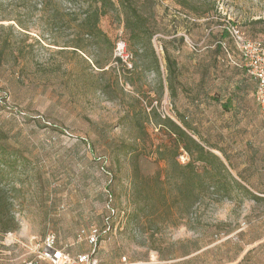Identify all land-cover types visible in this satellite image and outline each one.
<instances>
[{"label":"rangeland","instance_id":"374dc122","mask_svg":"<svg viewBox=\"0 0 264 264\" xmlns=\"http://www.w3.org/2000/svg\"><path fill=\"white\" fill-rule=\"evenodd\" d=\"M212 1L215 9L201 15ZM90 2L0 0V264L38 260L49 232L72 255L89 250L77 234L103 225L109 201L115 213L100 264H264V114L256 84L239 74L246 68L236 65L234 43L225 39L235 60L217 49L228 20L264 42V0H189L186 7L134 0L154 37L153 47L131 49V69L115 57L118 37H126L121 10L100 18L105 35H92L84 24ZM166 50L177 61L175 97L162 92ZM241 80L246 93L238 98ZM228 96L231 109H242L226 114L213 103ZM154 110L180 124L181 113L195 138L224 144L231 162L247 169V183L233 174L251 193L223 175L228 190L209 183L197 201L176 200L174 162L191 156ZM133 162L146 183L136 189ZM136 190L150 199L135 204ZM136 208L143 229L142 217L131 221ZM179 240L194 251L164 260Z\"/></svg>","mask_w":264,"mask_h":264},{"label":"trees","instance_id":"16d2710c","mask_svg":"<svg viewBox=\"0 0 264 264\" xmlns=\"http://www.w3.org/2000/svg\"><path fill=\"white\" fill-rule=\"evenodd\" d=\"M159 3L164 2L165 0H156ZM178 5L186 7L189 5V0H172ZM120 8V9H119ZM215 9V2L212 1L211 4L207 5L206 7H203L201 10V15H205L206 13L209 14L211 11ZM110 10H121L123 14V22H124V28L126 31V37L121 36L127 43V48L132 54L133 52L131 49H137L144 48V47H153V37H154V31L151 29L149 25V19L148 16H146L141 9L139 8L138 4L134 2V0H91L89 10L85 14L84 18V24L86 28L88 29V33L93 34H101L105 35L104 31L99 27V21L100 18L108 13ZM229 23H233L231 21L225 22V24L222 27V31L220 34V39H218L217 43V49L221 52H223L226 56H229V54L234 58L233 52H231L230 48L227 46V42L225 41L226 38H229L235 45V48L239 54V61H242V53L236 46L232 36L230 35L227 25ZM120 37V36H119ZM118 37V38H119ZM181 39H184V37H181ZM165 68L167 70V77L166 86L164 85L162 81V92H164V89H166L169 92V95L171 97H175L177 95V61L175 58H173L169 52L166 50L165 54ZM235 60V58H234ZM119 61H121L119 59ZM237 61V60H236ZM239 61H237L239 65ZM239 74H242V79L245 78L246 81L249 79L252 82L256 84L255 86V92L254 96L256 95L258 83L257 80H255L248 72L246 71H239ZM243 80L241 82H238L235 86L236 93L238 94V98L241 96H244L246 93V87L242 85ZM233 96H228L225 100H218L216 97H213V103L220 102L224 113L227 114V112L232 110L239 111L242 109L239 105L236 106L234 109H231V106L227 105L226 103L231 102V99ZM256 99V98H255ZM197 106V104H196ZM199 109V108H197ZM154 115L158 119H160L161 124L164 125L170 132L171 136L174 135V138H172V141L174 144H176L177 148L180 147V144L185 149V151L191 156V160L187 162L184 165H181L179 162H174L176 165V169L178 168L180 170L179 172V179L180 184L177 186L178 196H176V200L182 201L184 205H188L190 201L198 200L202 193L207 189L209 186V183L216 184L217 187L228 190V184L224 183L222 181V176L225 175L231 180V183H235L236 185L243 187L248 193H251V191L243 185L235 175H237L244 183H247L248 180V174L247 169L239 168L234 162H231L230 154L228 153L226 147L224 144H220L217 142H207L203 139L195 138V134L198 132H193L195 129L191 128V124L185 120L186 116H183L178 114L176 112V118L181 122H177L174 118L171 116H167L165 114L164 118L161 117V114L156 112L154 110ZM217 117L214 116L212 121V127L216 126L215 120ZM192 130V133L188 132V130ZM225 139V138H224ZM223 145V146H222ZM208 148H207V147ZM213 150L219 151L222 155L216 154ZM175 154H178V150L175 151ZM165 158V156H163ZM200 161V162H196ZM215 161V162H214ZM132 163V162H131ZM197 165H201V169L198 168ZM236 172L234 175L233 173ZM133 184L135 189L137 186L140 188V183L143 181V183L146 185L144 181V176L141 173L139 162H133ZM140 181V183H139ZM160 183H162L160 176L158 175L156 177V184L158 186V193L161 194V188ZM147 189V186L144 187ZM111 195V194H110ZM134 203L138 205L139 201H147L150 199V196L148 192L146 191L144 194L139 192V190H136V192L133 194ZM164 202V196L159 195ZM136 198V199H135ZM138 199V200H137ZM1 204V202H0ZM140 205V204H139ZM131 221H135L139 219L141 214L139 213V208H136L131 214ZM144 218H140L138 220L139 223H141V228L143 229L145 227V224L143 223ZM4 232L7 230L4 229ZM192 243H185L183 241H176L170 243V250L168 255H162L161 257L164 260H169L173 258H177L178 254L176 253L177 250L181 251V256L185 257L192 253L195 248H189L188 245ZM59 246V245H58ZM85 252V251H84ZM82 253V252H81ZM79 254V253H78ZM192 258H186L184 260H180L176 262L175 264H193ZM41 264V263H40Z\"/></svg>","mask_w":264,"mask_h":264},{"label":"built area","instance_id":"2783aa9c","mask_svg":"<svg viewBox=\"0 0 264 264\" xmlns=\"http://www.w3.org/2000/svg\"><path fill=\"white\" fill-rule=\"evenodd\" d=\"M227 29L242 53V61L239 65L244 66L247 72L257 80L258 87L255 98L264 114V42L246 36L237 24L229 23ZM121 36L116 43L115 57L123 61L128 69H131L133 67V57L127 48L126 41ZM229 56L231 58L230 54ZM107 206L110 208L111 214L106 216L102 226L90 224L87 227L80 228L77 234L78 241L88 242L90 245L89 250L72 255L66 249L58 246L57 236L54 232H49L43 240L38 260H32L26 264H40L41 261H48L50 264H100L97 257L99 245L112 231L111 218L115 213L111 201L108 202Z\"/></svg>","mask_w":264,"mask_h":264}]
</instances>
